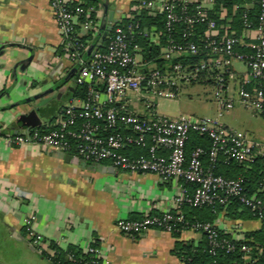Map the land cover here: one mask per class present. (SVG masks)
<instances>
[{"label": "built area", "instance_id": "1", "mask_svg": "<svg viewBox=\"0 0 264 264\" xmlns=\"http://www.w3.org/2000/svg\"><path fill=\"white\" fill-rule=\"evenodd\" d=\"M214 1L138 0L135 13L128 15V19L116 20L105 36L104 48L97 49L86 60L83 53L89 43L78 35L75 27L80 24L85 30L96 28L95 21L85 16L86 10L80 4L50 0L51 13L61 33L60 48L78 63L75 82L85 89V95L80 102L61 107L53 123L10 136L8 140L14 145L31 142L47 149L75 153L93 163L109 160L113 167L131 173H155L164 180L181 179L192 188L183 189L174 197L175 210L119 218L117 228L126 235L149 229L171 234L192 229L205 235L209 253L238 255L236 260L224 264H264V246L258 242L227 237L214 223L189 221L179 211L183 205L215 211L217 207L226 209L237 203L264 224V140L207 116L181 114L171 118L158 113L152 102L146 103L148 114L142 115L129 110L124 102L127 92L143 99L156 95L172 98L179 83L200 81L212 84L218 110H231L238 103L264 118V90L259 84L264 81V0H258L255 25L247 12H243L241 35L220 31L208 13ZM142 10H157L163 18V30L144 29L135 18ZM200 24L204 26L202 33L197 30ZM251 29L256 31L254 40L244 43L245 33ZM141 39L159 48L163 66L142 58ZM239 45L248 51H238ZM186 54H201L204 58L194 65L178 60ZM234 60L243 61L248 70L236 97L229 94V81L235 76ZM255 81L258 84L246 88ZM193 133L203 136L208 145H196L187 153ZM133 147L143 149L145 155L131 156L122 151ZM253 158L262 159L255 190L248 188L242 177L229 178L216 173L220 163L228 164L231 160L243 163ZM29 224L30 219H25L24 237L38 253L45 252L42 255L51 263L56 250L44 246L42 235ZM87 253L89 257L78 260L79 263H105L96 247H88ZM67 257L71 261L75 259L72 253ZM190 262V257H182L179 264Z\"/></svg>", "mask_w": 264, "mask_h": 264}, {"label": "crops", "instance_id": "2", "mask_svg": "<svg viewBox=\"0 0 264 264\" xmlns=\"http://www.w3.org/2000/svg\"><path fill=\"white\" fill-rule=\"evenodd\" d=\"M67 1L90 3L84 8L85 16L95 21L96 28L87 39L89 30L80 24L75 28L93 49L104 44L116 20L128 19V15L135 13L138 3ZM253 5L250 0L244 2L247 9ZM212 8L213 5L208 7V13ZM145 12L150 22L144 29L157 28L154 19L160 13ZM218 16L225 21L223 32H235L226 8H221ZM240 32L244 33L242 22ZM245 34L243 42L247 43L254 40L256 31L251 29ZM60 42L61 33L54 22L50 0H0V264H51L42 256L45 252L38 253L24 237L25 219H30V227L42 235L44 246L49 249H54L53 245L60 249L73 246L85 254L93 246L100 251L104 264H179L182 257L177 255L175 243L196 246L203 241V233L184 229L174 235L149 229L126 235L117 228L116 220L175 210L174 197L183 189L190 191L191 184L177 178L164 180L155 173L119 170L109 160L93 163L75 153L31 142H9L10 136L27 133L36 123H53L59 108L84 98L81 86L75 82L78 63L62 52ZM237 50L245 52L247 48L239 45ZM91 55L92 51H87L83 58L89 60ZM141 55L147 59L144 51ZM234 61L235 76L229 81V94L236 97L248 70L243 61ZM124 102L130 104L131 97L127 96ZM134 109L140 111L136 104ZM124 149L131 156L144 152L134 147ZM187 210L179 209L184 213ZM212 223L235 239L246 238V232L257 231L263 225L252 217L234 219L225 209L217 213ZM2 244L15 245L24 252L7 258Z\"/></svg>", "mask_w": 264, "mask_h": 264}, {"label": "trees", "instance_id": "3", "mask_svg": "<svg viewBox=\"0 0 264 264\" xmlns=\"http://www.w3.org/2000/svg\"><path fill=\"white\" fill-rule=\"evenodd\" d=\"M249 0H215L213 4V8L209 11L210 17L215 19L217 22V25L219 26L220 31L222 32L223 24L225 23L224 19H220L218 16V11H220L221 8H226L228 11V14L230 17H232V22L234 23L233 29L235 30V34L241 35V22H242V14L244 11L247 12V17L250 19L253 24H256L257 21V13H258V0H250L254 3L252 9H247L244 7V2ZM90 3H83L81 6L83 8H88ZM236 5V9L234 12H232L233 6ZM161 16V15H160ZM157 16L154 20L157 24L158 30H163V18L162 16ZM136 19H139L141 22V26L144 27L146 23H149L150 20L148 19L149 16L146 14L145 10L140 11L136 17ZM152 22V21H151ZM198 32L202 33L204 30V26L202 24L197 26ZM110 31V30H109ZM108 33V32H107ZM82 39H85V37H81ZM141 45L143 46L144 56L152 61H155L158 65H164L163 60L158 56L159 54V48L154 47L150 42L146 41L145 39L140 40ZM105 44V39H104ZM104 44H101L98 49H103ZM238 48V46L236 47ZM248 51V50H246ZM87 54V50L83 53ZM203 55L197 54V55H183L181 58H178V60L184 62V63H190L191 65L198 63L201 59H203ZM174 61H177L175 59ZM258 84L257 81L251 82L250 84L246 85V88H251L252 85ZM261 87L264 90V81L259 83ZM82 90V97L85 95V89L81 87ZM60 109V108H59ZM57 110V112L59 111ZM33 128L42 129L44 128V125H35ZM196 145H202L207 146L208 141L204 139L203 136H199L196 133L191 134V137L187 143V153L190 152V150L195 147ZM125 149L123 148L122 151ZM145 155V152L138 153L136 156ZM262 169V160L261 158H253L249 161L238 163L234 160L229 161L228 164H222L220 163L217 166L216 173L221 174L223 176L229 177V178H237L242 177L244 181L246 182L248 188L251 190H255L257 187V179L260 177V171ZM187 208V212L181 213L184 215L185 219L191 221V220H201V221H208L213 222L214 219L217 216V213L221 211L222 207H217L215 211H212L209 207H189L187 205H183L182 208ZM227 215L230 217L236 219H247L251 218V215L249 213V210L245 207L240 206L237 203H231L226 209ZM221 233L227 237H230L220 229ZM180 231L173 232L174 235H177ZM246 238L249 239L247 241L248 243L252 242H258L262 246H264V224L262 227L257 231H250L245 233ZM203 241H201L198 245L194 246L191 243H184L182 241H177L175 243V249L178 256L181 257H190L191 262L190 264H213V263H219L224 264L228 261L236 260L238 258L237 254H225L222 251H218L215 254L209 253V246L206 240L205 235L203 234ZM252 240H251V239ZM54 249L56 250V257L51 261L52 264H81L78 260L80 259H86L89 257L88 253L82 254L77 248L73 246H69L67 249H60L56 246H54ZM72 253L74 256V261H71L68 259L67 254ZM44 256V255H43Z\"/></svg>", "mask_w": 264, "mask_h": 264}, {"label": "rangeland", "instance_id": "4", "mask_svg": "<svg viewBox=\"0 0 264 264\" xmlns=\"http://www.w3.org/2000/svg\"><path fill=\"white\" fill-rule=\"evenodd\" d=\"M94 28L89 29L86 39L93 33ZM232 63L234 65L235 61ZM177 88V94L172 98L156 95L154 98L143 99L140 95L127 92L126 95L131 97V102L127 104V108L135 111L134 107L136 104L140 110L139 112L142 115H147L148 111L145 105L146 103L152 102L156 105V111L158 113L171 118L179 116L180 113H184L185 115L192 114L196 117L207 116L229 127L232 126L237 130H244L257 140H261L259 139L261 137L264 138L263 117L252 113L249 109L242 108L238 103L231 110H218L217 103L213 97L214 88L212 84L200 81L181 82ZM14 248L15 245L2 244V253L7 258L13 259L12 256H18V254H21L20 252H24L20 248Z\"/></svg>", "mask_w": 264, "mask_h": 264}, {"label": "water", "instance_id": "5", "mask_svg": "<svg viewBox=\"0 0 264 264\" xmlns=\"http://www.w3.org/2000/svg\"><path fill=\"white\" fill-rule=\"evenodd\" d=\"M103 36H104V34H103L102 37L100 38V41L103 40ZM96 50H97V48H94V49H93V45H90V46L88 47V49H87L88 52L92 51V54H93V52L96 51ZM35 98H36V97H35ZM36 124L39 125V123H36ZM15 134H17V131H15Z\"/></svg>", "mask_w": 264, "mask_h": 264}]
</instances>
